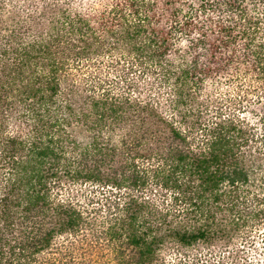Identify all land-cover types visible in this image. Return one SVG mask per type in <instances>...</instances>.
Instances as JSON below:
<instances>
[{
  "label": "trees",
  "instance_id": "1",
  "mask_svg": "<svg viewBox=\"0 0 264 264\" xmlns=\"http://www.w3.org/2000/svg\"><path fill=\"white\" fill-rule=\"evenodd\" d=\"M3 2L0 264H264V0Z\"/></svg>",
  "mask_w": 264,
  "mask_h": 264
},
{
  "label": "rangeland",
  "instance_id": "2",
  "mask_svg": "<svg viewBox=\"0 0 264 264\" xmlns=\"http://www.w3.org/2000/svg\"><path fill=\"white\" fill-rule=\"evenodd\" d=\"M4 1L3 3H5L7 6V9H10L11 5L15 4L17 0H2ZM21 2V0H19ZM227 91H223V93H226ZM230 92V91H229ZM228 93V92H227ZM231 93V92H230ZM235 95V90H232V96ZM252 99L250 98V102L248 103H244V108L241 111V115L244 117H247V119L249 121L254 122V126H258L257 129L261 130L263 129L264 126V113L262 114V111L264 110V105H263V99L261 100L263 103H261V101L259 102V104H255V109L251 108V105H249V103H251ZM259 118H263L262 124H260L259 122ZM70 187V186H69ZM69 193H70V188L68 189ZM100 189L99 187H95L94 185H89V184H82V185H74L71 188V194L72 196L76 197L79 202L81 204L84 205H88V206H92V205H97L96 202L90 204V199H95V201L97 200V198L99 197Z\"/></svg>",
  "mask_w": 264,
  "mask_h": 264
}]
</instances>
